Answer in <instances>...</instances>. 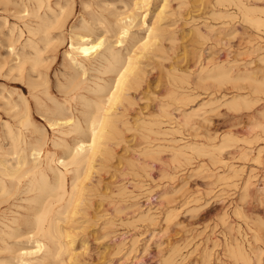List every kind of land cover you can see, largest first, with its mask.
<instances>
[{"label":"rangeland","instance_id":"374dc122","mask_svg":"<svg viewBox=\"0 0 264 264\" xmlns=\"http://www.w3.org/2000/svg\"><path fill=\"white\" fill-rule=\"evenodd\" d=\"M1 1L0 34H2V36L0 35V136L4 135L6 131L5 124L7 122L14 124V122L16 123V120L18 119V116L14 115V110L11 108L9 101L21 103V95H24L32 100L31 112L34 124L44 130L48 137H51L52 129L49 127L48 123V119L50 117H46L44 115L45 108L39 107L36 104L35 99L32 98L30 94L31 80H36L37 75L40 77H37L38 79L36 80L40 84L36 90L48 104L52 105L53 102L48 99L47 94L43 91L44 84L42 83L44 82L47 83L51 96H53L56 100L63 102L65 93L63 94L62 92H65V90L61 88V84L67 81L70 72L65 52L69 48L72 34L74 32L78 33L85 31L83 24H87L88 27L92 29L94 38L103 37V34H105V37H107L108 40L114 36L116 39V36H118L117 31L119 29L117 24L118 21L116 19L118 18L119 20L124 18L131 10L130 7L134 5L132 1L135 0H49L53 8L52 11L47 9V2L45 0L41 9H39V12L42 14H45L46 12L49 16L52 14L51 18H54V14H58L59 17L61 15L60 18L58 17V22L61 26L59 25L60 27H54L52 30L50 29L51 36H53L54 39H57L56 43H54V39L52 40L53 42L47 46H45V43L43 42L39 43L42 47L43 62L39 67L41 75L37 72L31 73L32 77L35 78L29 76L31 71L29 63H26V69L23 70V75L20 74V71H17V68L12 66H15L17 62H19L20 56L23 54L22 49L24 48V44L26 40L31 37L27 25H35L37 21V18H34L31 15L26 16L27 14L25 9L29 8L31 10L37 6V2L35 0ZM203 1L205 2L203 3ZM243 1L244 0H242V2ZM13 2L15 5L12 4ZM234 2L232 3L230 0L151 1L147 14V24L154 21L156 18L155 14L165 3L164 7L166 8H164L163 12L165 15L162 14L163 17L160 21V26L163 32L159 38L162 39H156L159 41L154 39L152 44H150L153 48L149 46V48L142 51V53H140V50L137 49L139 58L138 56L135 57V65L138 67L136 66V71L132 73L134 80L132 78L133 81H131L132 83L129 85L131 88H128V90L126 88L128 92L124 90L126 91L123 97L124 99H119L114 105L112 104L113 107L110 108V115L112 114L111 117L113 119V124L117 127V131L120 130L119 134L117 133L118 136L116 134V137L114 136L104 140L102 144L103 153L101 152L103 155L99 154L100 151L97 153L98 156H95V165L93 167L95 170L92 168L90 177L82 184L83 190L86 191H83L85 198L84 202L87 203H83L82 201L79 207L81 205H85L79 208L81 212L79 210L77 212L81 214L83 211V213L79 215L77 212H75L76 214L74 212H69L68 215L70 218H68L64 223V225L67 227L69 226L70 231H72V237L75 239L74 252L76 253V257L79 256L78 258H73L77 261L75 260L74 262V260H71L72 262H70V264H166V260L171 255H175L174 264H206L208 259L210 264H264V190H259L260 187L264 186V128L260 126H264V84L262 83V81L264 82V56H261L262 53L264 54V23L259 24L260 27H258V24L255 21H249V19L253 17H264V0L244 1L246 8L247 6L250 7V9L248 7L249 11H251V6L257 8L255 12L256 14L254 13L255 10H252V13L248 12L244 14L243 11H240L241 9L236 8L239 6L235 7L237 4H234ZM6 3H8V5H6ZM3 4L7 6H5V9ZM17 5H19L20 8ZM14 6L16 7L14 8ZM261 7L262 9H260ZM21 11L24 13L20 14L19 12ZM111 12H114V14ZM118 12L121 15L124 14L125 16L119 15ZM169 13L170 15H168ZM226 13L228 18L226 17L227 15L225 16ZM110 14H112V16H110ZM114 15L118 17H114ZM244 15H247L246 19H248L250 23L245 21L246 19H244ZM251 22L253 24H251ZM145 26H135L132 29L136 33V38H140L148 33V28ZM197 27L199 29H197ZM199 30H201V32ZM196 31L200 32L202 35L205 34L206 36L204 37L206 38L199 36L201 34H197ZM34 37L36 38V36ZM115 39L113 38L110 41L115 42ZM12 41H16L15 50L11 49L10 43ZM6 42L10 43L8 44ZM156 42L158 43L154 44ZM131 43V39L127 38L123 42V45L130 46ZM122 47L123 46H119V48ZM260 47L263 48V51L260 50ZM25 50H27L29 54L33 51V49L28 46ZM126 51L127 50L124 49L123 53L126 54ZM8 53L11 57L7 56ZM210 58L212 59L210 60ZM3 61L5 64L2 63ZM215 63H221L225 64L227 67H231V77L227 78V80L226 78L221 77V80L222 78L225 79H223V83H219L220 78L215 77V73L210 70L215 66ZM204 65H207V68L205 67L206 70L203 69V71L201 68H204ZM251 65L253 66L250 67ZM137 69L139 71H137ZM9 70H11L12 73L10 76L8 74L10 73ZM207 70L211 73H206ZM141 71H143V73L145 72L144 75ZM199 71L202 73L199 74ZM246 71H251L253 73L250 72L249 77V73H246ZM133 74L136 75L134 76ZM185 74L187 77L184 76ZM16 75L19 76L16 77ZM96 75H98L97 71L89 70L84 77L95 78ZM239 75L241 77H239ZM170 76L172 77L170 78ZM213 76L217 81L213 79ZM242 76H245L246 78L244 77L245 79H243ZM247 76L249 77V81H247ZM174 77H177L176 79H178V81ZM179 77L181 78V81H179ZM137 79L139 81L138 84ZM173 80L176 81L174 82ZM234 80L236 81L234 82ZM243 80L245 82H242ZM258 81H261L260 83H262L263 86L260 84L258 88H256L257 85L255 86V82L259 84ZM187 82L189 83L187 84ZM199 83L200 85L198 86ZM204 83L207 85L205 86ZM245 84L247 88L245 87ZM171 88L176 91V94L172 91V96V92L170 90ZM256 90L258 91L255 92ZM180 91H183L186 95L183 94L181 97L180 94L182 92ZM168 92L170 94H167ZM252 92L253 94H251ZM236 94H243L244 96H247L246 98L249 102L253 100L251 103L254 102V106L252 105L253 103L251 104L248 102V107L245 106V104H239L240 106L238 107L241 109L238 108L237 105L236 107L233 106L234 108L232 106L230 107V105L233 104L231 98ZM165 95L168 97H164ZM175 95L177 96L175 97ZM178 95L180 97H178ZM183 97L184 99L186 97V99L184 100ZM188 97H192V102ZM181 98L183 100L178 101L181 100ZM217 100H219V102ZM256 100L258 101L257 103L255 102ZM215 102H217V104ZM160 105L162 107H160ZM194 108L197 110H193ZM164 110L166 112H164ZM207 110L208 112H206ZM74 111L76 115L81 116L80 111L75 109ZM114 112L117 114L115 115ZM253 112L256 114L254 115ZM151 114L153 116H151ZM197 115L199 116L197 117ZM186 116L190 117L189 122L186 120L183 121ZM199 117L201 118L199 119ZM248 120L250 121L247 122ZM159 121L160 123H158ZM135 122H138L139 126L141 123L142 124L139 127L138 123ZM165 122H167V124ZM184 123L186 124L184 125ZM251 123L255 125H252ZM259 123L261 124L257 127L256 124ZM255 127L257 129H255ZM251 128H254V132ZM142 129H144V131ZM174 129H177L178 131ZM251 131L252 133L250 135ZM166 132L168 135H165L167 134ZM120 133L122 134L120 135ZM257 133L263 140L258 137L259 135H255ZM229 135L233 136L229 137L230 140L231 138H234L232 141H228ZM242 135L245 136L243 137ZM241 136L244 139L241 140ZM253 136L255 137L252 138ZM67 137L72 140L73 134H70ZM258 138L260 140H257ZM244 141L245 143H243ZM248 141L252 142V144L249 143V145ZM7 142L8 141H6V143ZM223 142H226L225 146L223 145ZM191 145L194 148H192ZM196 145L198 146L197 148H195ZM219 145L220 148H222L221 154H218V149L216 151V148H218ZM161 146L167 149L162 148ZM199 148L201 150H199ZM258 148L262 149L259 150ZM143 149L146 151L145 156L147 157L143 155L145 153ZM245 149L247 151L250 149L251 154L249 153V156L245 155L247 154L244 153L246 151ZM178 150H181V156H185L186 159H184L185 157H179L180 154L179 156L178 154L176 156L174 155L176 158L172 157L174 152H178ZM155 151H159V154L157 153L158 155H154ZM182 151H184L185 155ZM257 151H261V154ZM201 153H203V155ZM231 153L232 156L229 157V154ZM257 153L260 155L258 157V162L257 160H254L257 159ZM105 154L110 157L107 155L104 156ZM244 155L248 158H243ZM218 156L223 158L225 157L224 159L226 162L224 164L220 161H218L220 164L216 162L219 159ZM212 157L216 160L215 162L212 161ZM187 158L190 159L188 160ZM234 158L236 160H234ZM136 160L138 161L136 162ZM138 164L141 166L138 167ZM228 165H234L236 169L238 167L242 168H240L241 170H236L241 174L236 172L237 175L235 173V176H233L235 178L232 177L233 180L230 179L231 181H226V179L223 178V176L229 175L232 172H225L230 171V167ZM142 167L144 169H142ZM166 173H168V176ZM221 173L222 175L225 173V175H218ZM247 173H254V186L251 184V189L250 187V190L248 189L249 191L245 189V181L249 175ZM232 174L234 175V173ZM219 176L223 179L221 180ZM165 177L167 179H165ZM226 183L231 185L228 184L229 186H225ZM242 188H244L246 192ZM176 189H180L179 192ZM242 197H246L245 202H243L244 200H241ZM248 198H251V200ZM196 199H198V201L194 202L193 200ZM186 203L188 204L186 205ZM24 204H26V202L21 199H17L16 196L11 197L9 200L0 204V217L2 212L6 215V217L24 213L25 208L23 206H19ZM239 207L244 209L241 208V210ZM246 208H248L251 212ZM173 212L175 213V216ZM232 212H234V214H232ZM238 212L241 214L239 215ZM168 213L173 214V220L171 219L169 225L170 227L167 228L166 218ZM235 213H238L237 216ZM173 217H175V219ZM251 218L256 221L257 224L255 222L253 223ZM77 220L79 221L77 222ZM223 220H226L227 223L226 221L224 223ZM251 222L253 224H251ZM230 223H233V225H230ZM255 225L259 227L257 228ZM231 226H233V232L236 230L239 233L235 231L234 234L231 231ZM239 227L241 230L238 229ZM246 235L247 237L245 239L244 236ZM222 236H225L226 239ZM233 241L242 242L250 254L251 251H253L250 261L240 259L239 261L237 260V262L234 257L228 254L229 252L227 253L229 243L234 244L235 242ZM225 242L227 244L224 245ZM25 245L31 244L25 243ZM210 253L211 256H208L207 254ZM5 255L8 256L9 254L4 252L0 253V258L5 257Z\"/></svg>","mask_w":264,"mask_h":264},{"label":"bare ground","instance_id":"6f19581e","mask_svg":"<svg viewBox=\"0 0 264 264\" xmlns=\"http://www.w3.org/2000/svg\"><path fill=\"white\" fill-rule=\"evenodd\" d=\"M1 1V0H0ZM3 1V0H2ZM1 1V2H2ZM16 1V0H15ZM37 2V6H35L34 8H32L31 10L29 8H26V16L31 15L34 18H37L36 24L35 25H27L28 26V30L29 33L31 34V37H29L25 44H24V48L23 50V54L20 56V60L19 62H17V64L15 67L17 68V71H20V74L23 75V70L26 69V63L30 64V73L29 76L32 77V72H37L39 75H41V72L39 70L40 65L43 62V57H42V47L39 45L40 42L45 43V46H47L48 44L50 45L51 42L54 41V43H56V38L54 39L53 36H51V31L52 28L54 29V27H60L61 25L58 22V14H54V18H51V16H49L46 12L45 14H42L41 12H39L42 7V4L45 0H35ZM152 0H135L132 1L134 5H132L130 8L131 10L128 12V14L125 16L124 14H122L123 16H125L124 18H121L118 20V18L116 19L118 22V26L119 29L117 31V35L116 39L115 36L113 37L116 41H110L108 40L107 37H105V34H103V37H98V38H94L93 36V31L91 28L88 27L87 24H83V28L85 29V31H81V32H74L71 36V42L69 45V48L66 50L65 52V57L69 63V68H70V72H69V77L67 79V81H65L63 84H61V88L63 90H65V92H62L64 95V101L60 102L58 100H56L53 96H51V94L49 93L48 90V86L47 83L44 82L42 84H44V88L43 91L45 94H47V97L49 100H51L53 103L52 105L48 104L45 100H43L42 96L37 92V87L40 85L38 81H36L39 77L38 75L36 76V80H31L30 82V94L32 96V98L35 99L36 104L41 107V108H45V116L46 117H50L48 119V123H49V127L52 129V136L48 137L47 133L40 129L37 125L34 124L33 119H32V112H31V107H32V100H30L29 98H27L24 95H21V103L19 102H13V101H9V104L11 105V108L14 110V115H17L18 119L16 120V123H9L7 122L5 124L6 126V131L4 133V135L0 136V204L6 200H9L11 197L16 196L17 199H21L22 201H25L26 204L24 205H19V206H23L25 208V212L24 213H20L19 215H12V216H8L6 217V215L3 214L0 217V253H8L9 255L3 258H0V264H70V262H72L76 257V253L74 252V244H75V239L72 237V231H70V227L65 226L64 223L66 222V220L69 217V212H77L79 210L80 203H87L84 202L85 198H84V193L83 191V183L84 181L90 177L91 172H92V168L94 167L95 163H94V159L95 156H98V152L99 154H102V144L104 142V140L108 139V138H112V137H116V134H119V131H117V127L114 126L113 124V119L110 115V108L113 107L112 104L114 105L116 103V101H118L119 99H122L126 93V91L128 90V88L130 89L131 86L129 87L130 83H132L131 81L134 80L132 73L136 71V68L138 67L137 65H135V57L138 56L139 58V53L137 51V49L140 50V53H142V51H144L145 49L149 48L150 44H152V41L155 39H162L159 38L162 35V28L160 26V21L163 17L162 14L165 15L164 12V7L165 3L163 4L162 8L155 14L156 18L154 19V21H152V23L147 24V14H148V10L150 7ZM189 1V0H188ZM199 1V0H198ZM202 1V0H201ZM232 1V3L234 2V4L236 6L237 9H241L240 11H243L244 14L245 13H252L254 10V13L256 12V7L254 8V6H251V11H249L250 7L247 6L246 8V4L244 5V1L242 2V0H230ZM5 2V1H4ZM47 2V9L48 10H53L49 0H46ZM57 2V1H56ZM131 2V3H132ZM167 2V1H166ZM184 2V1H183ZM205 1H203L204 3ZM226 2V1H225ZM263 2V1H262ZM228 3V2H227ZM230 3V2H229ZM259 3V2H258ZM12 4L15 5V3L13 2ZM67 4V3H66ZM109 4V3H108ZM184 4V3H183ZM188 4V3H187ZM231 4V3H230ZM4 5V9L5 6L8 5V3L3 4ZM2 5V6H3ZM89 5V4H88ZM167 5V3H166ZM229 5V4H228ZM19 8L20 6L17 5ZM58 6V5H57ZM67 6V5H66ZM65 6V7H66ZM100 6V4H99ZM97 6V7H99ZM103 6V5H102ZM101 6V7H102ZM168 6V5H167ZM7 7V6H6ZM13 7V5H12ZM16 6H14L15 8ZM90 7V6H89ZM110 7V6H109ZM249 7V9H248ZM13 8V9H14ZM63 8V7H61ZM68 8V7H67ZM168 8V7H167ZM254 8V9H253ZM259 8V7H258ZM102 9V8H101ZM119 9V8H118ZM117 9V11H118ZM121 9V8H120ZM262 9V7L260 8ZM24 10V11H25ZM47 10V11H48ZM63 10V9H62ZM107 10V9H106ZM114 10V9H113ZM253 10V11H252ZM7 11V10H6ZM19 11V10H18ZM23 11V9H22ZM19 12L24 13V12ZM104 11V10H103ZM264 11V10H263ZM5 12V10H4ZM8 12V11H7ZM50 12V11H49ZM116 12V11H115ZM124 12V11H122ZM126 12V10H125ZM241 12V13H243ZM68 13V12H67ZM114 14V12H111ZM119 13V12H118ZM216 13V12H215ZM249 13V14H250ZM61 14V12H60ZM117 14V13H115ZM219 14V13H218ZM217 14V17H218ZM256 14V13H255ZM119 15H121L119 13ZM121 15V16H122ZM167 15V14H166ZM170 15V13L168 14ZM222 15V13H221ZM227 15V13L225 14V16ZM230 15V14H229ZM110 16H112V14H110ZM116 15H114L115 17ZM216 16V14H215ZM244 19H246L247 15H244ZM13 17V16H11ZM32 17V18H33ZM61 17V15H60ZM59 17V18H60ZM118 17V16H116ZM224 17V15H223ZM222 17V18H223ZM228 18V15L226 16ZM68 18V17H67ZM232 18H233V14H232ZM250 18V17H249ZM30 19V17H29ZM65 19V18H64ZM230 19V18H229ZM61 20V19H60ZM253 22L255 21L258 24L264 23V17H258V18H250L249 21ZM191 21V20H190ZM245 21H248V19H246ZM248 21V22H249ZM102 22V21H101ZM115 22V21H114ZM35 23V22H34ZM87 23V22H86ZM89 23V22H88ZM250 23V22H249ZM100 24V23H99ZM163 24V23H162ZM161 24V25H162ZM251 24H253L251 22ZM256 24V25H257ZM60 25V26H59ZM104 25V24H103ZM147 26V31L148 33L143 35L140 38H136L135 36V32L132 30L135 26ZM145 26V27H146ZM164 26V25H163ZM167 26V25H166ZM165 26V27H166ZM253 26V25H252ZM264 26V25H263ZM102 27V26H101ZM13 28V27H12ZM164 28V27H163ZM168 28V27H166ZM170 28V27H169ZM196 28V26H195ZM106 29V28H105ZM194 29V28H193ZM197 29H199L197 27ZM260 29V28H259ZM175 30V29H174ZM196 30V29H194ZM193 30V31H194ZM211 30V29H210ZM136 31V30H135ZM198 31V30H197ZM196 31V32H197ZM201 32V30H199ZM207 31V30H206ZM105 32V31H104ZM173 32V31H172ZM200 32H197V34H201ZM213 32V31H210ZM106 33V32H105ZM203 33V32H202ZM210 34V33H209ZM208 34V35H209ZM2 36V34H0ZM9 35V34H8ZM196 35V34H195ZM194 35V36H195ZM36 36V38L34 37ZM202 36L203 38H206L204 35H199ZM261 36V35H260ZM5 37V35H4ZM198 37V35H197ZM208 37V36H207ZM248 37V36H247ZM8 38V37H7ZM6 38V40L8 41V39ZM20 38V37H19ZM130 38L131 39V45L130 46H125L123 45V42L127 39ZM195 38V37H194ZM200 38V37H199ZM209 38V37H208ZM260 38V37H259ZM54 39V40H53ZM197 39V38H196ZM201 39V38H200ZM248 39V38H247ZM246 39V40H247ZM17 40V39H15ZM53 40V41H52ZM156 40V41H159ZM178 40V39H177ZM205 40V39H204ZM20 41V40H19ZM176 41V40H175ZM255 41V40H254ZM15 42L16 41H12L10 42H6V43H10L11 45V49L15 50ZM155 42V41H154ZM201 42V40H200ZM205 42V41H204ZM18 43V42H17ZM53 43V44H54ZM158 42L154 43L157 44ZM160 43V42H159ZM172 43V42H171ZM260 43V42H259ZM6 44V45H8ZM62 44V43H61ZM153 44V45H154ZM5 45V46H6ZM31 47L33 49L32 52H27V50H25L26 47ZM52 46V45H51ZM119 46H123L122 48H119ZM255 46V45H254ZM9 47V46H8ZM54 47V46H53ZM152 47V46H150ZM157 47V46H156ZM253 47V46H252ZM49 48V47H47ZM153 48V47H152ZM256 48V47H254ZM261 48V47H260ZM264 48V47H263ZM263 48H261L260 50L263 51ZM127 50L126 54L123 53V50ZM155 49V47H154ZM259 49V48H257ZM46 50V48H45ZM44 50V51H45ZM152 50V49H151ZM158 50V49H157ZM156 50V51H157ZM260 51V52H261ZM146 52V51H145ZM148 53V52H146ZM152 54V53H151ZM245 54V53H244ZM4 55V54H3ZM261 55V54H260ZM7 56L11 57L9 55V53L7 54ZM141 56V55H140ZM146 56V55H144ZM153 56V55H152ZM262 57L264 56V54L262 53L261 55ZM1 58V57H0ZM16 58V57H15ZM14 59V58H13ZM18 59V58H16ZM15 59V60H16ZM212 58H210L211 60ZM262 59V58H261ZM264 59V58H263ZM262 59V60H263ZM8 60V59H7ZM12 60V59H11ZM9 60V61H11ZM13 60V61H15ZM12 61V62H13ZM17 61V60H16ZM46 61V60H45ZM139 61V60H138ZM250 61V60H249ZM7 62V61H6ZM137 62V60H136ZM224 62V61H223ZM4 63V61L2 62ZM209 63V62H208ZM246 63V62H245ZM249 63V62H248ZM247 63V64H248ZM5 64V63H4ZM140 64V63H139ZM138 64V65H139ZM205 64V63H204ZM215 63V66L213 68H211L210 66V70H212V72L215 73V77L220 78L219 83H223V79L229 78L230 76V72H231V67H227L225 64H217ZM231 64V63H230ZM250 64V63H249ZM208 65V64H207ZM207 65H204V68H201V70H206L205 67L207 68ZM214 65V64H213ZM137 66V67H136ZM231 66V65H230ZM248 66V65H247ZM253 65H251L250 67H252ZM143 67V66H142ZM233 67V65H232ZM242 68V67H241ZM11 69V68H10ZM14 69V68H13ZM176 69V68H175ZM209 69V68H208ZM234 69V68H233ZM256 69V68H255ZM89 70H94L98 72V75L95 76V78H89V77H84V75L87 74V72ZM134 70V71H133ZM170 70V69H169ZM203 70V71H204ZM247 70V68H246ZM249 70V69H248ZM13 71V70H12ZM137 71H139L137 69ZM172 71V70H171ZM177 71V70H176ZM259 71V70H258ZM10 74L11 70H9ZM200 72V71H199ZM210 71L207 70L206 73H208ZM233 72V71H232ZM248 71H246L247 73ZM251 72V71H250ZM250 72H248L249 77H250ZM141 73H143V71H141ZM145 73V72H144ZM143 73V75H144ZM174 73V72H173ZM202 72H200L199 74H201ZM205 73V75H206ZM211 73V72H210ZM243 73V71H242ZM253 73V72H251ZM258 73V72H257ZM1 74V73H0ZM35 74V73H34ZM68 74V73H67ZM198 74V75H199ZM204 74V73H203ZM232 74V73H231ZM245 74V72H244ZM6 75V74H5ZM134 75V74H133ZM136 75V74H135ZM134 75V76H135ZM162 75V74H161ZM182 75V74H181ZM204 75V76H205ZM209 75V74H208ZM246 75V74H245ZM19 75H16V77ZM45 76V75H44ZM177 76V75H175ZM183 76V75H182ZM185 77H187V75H184ZM207 76V75H206ZM213 76V79H215V77ZM252 76V75H251ZM254 76V74H253ZM257 76V75H256ZM255 76V77H256ZM5 77V76H4ZM92 77V76H91ZM139 77V76H138ZM172 76H170L171 78ZM221 77L222 78L221 80ZM239 77H241L239 75ZM243 77V76H242ZM245 77V76H244ZM243 77V79H245ZM249 77L247 76V81H249ZM254 77V78H255ZM35 78V77H32ZM40 78V77H39ZM133 78V80H132ZM137 78V76H136ZM165 78V77H164ZM175 79L177 77H174ZM202 78V77H201ZM205 78V77H204ZM233 78V77H232ZM231 78V79H232ZM46 79V78H45ZM181 78L179 77V81ZM203 79V78H202ZM230 79V80H231ZM235 79V78H234ZM238 79V78H237ZM241 79V78H239ZM178 81V79H176ZM175 80V81H176ZM211 80V77H210ZM216 80V79H215ZM214 80V81H215ZM225 80V79H224ZM60 81V80H59ZM168 81V79H167ZM174 81V80H173ZM174 81V82H175ZM187 81V80H185ZM206 81V80H205ZM204 81V82H205ZM217 81V80H216ZM223 81V82H222ZM236 80H234L235 82ZM251 81V79H250ZM254 81V79H253ZM262 81V80H261ZM261 81H258L259 84H257V82H255V86L257 85L256 88H258V86L261 84L263 86L264 82L262 81V83H260ZM61 82V81H60ZM138 79H137V84H138ZM213 82V81H212ZM232 82V81H231ZM242 82H245L244 80ZM135 83V82H134ZM133 83V84H134ZM180 83V82H179ZM189 82H187L188 84ZM233 83V82H232ZM176 84V83H175ZM181 84V83H180ZM205 84V83H204ZM136 85V84H135ZM200 85V83L198 84V86ZM207 84H205L206 86ZM216 85V83H215ZM165 86V85H164ZM188 86V85H187ZM196 86V85H195ZM254 86V87H255ZM168 87V86H167ZM246 87V84H245ZM127 88V90H126ZM175 89H177L176 87H174ZM247 88V87H246ZM264 88V87H263ZM235 89V88H234ZM126 90V91H124ZM165 90V89H164ZM169 90V89H168ZM167 90V91H168ZM171 92H175L176 91L172 90V88L170 89ZM169 90V91H170ZM185 90V89H184ZM188 90V89H187ZM191 90V89H190ZM239 90V88H238ZM242 90V89H241ZM247 90V89H246ZM250 90V89H249ZM264 90V89H263ZM22 91V90H21ZM253 91V90H251ZM258 90H256L255 92H257ZM60 92V91H59ZM128 92V91H127ZM173 92L171 93V96L173 94ZM180 94V96L182 97L183 94L186 95L183 91ZM263 92V91H262ZM166 93V92H165ZM178 93V92H177ZM23 94V92H22ZM167 94H170L169 92ZM253 94V92L251 93ZM2 95V94H1ZM151 95V94H150ZM247 95V93H246ZM249 95V94H248ZM261 95V94H260ZM162 96V95H161ZM177 95H175L176 97ZM178 95V97H180ZM126 97V96H125ZM164 97H168V96H164ZM162 97V98H164ZM177 97V99H178ZM193 97V96H192ZM191 97V98H192ZM247 96H244L243 94H236L234 96H232L231 101L233 102L232 105L230 102V107L237 105L240 106L239 104L242 103L245 104V106L248 107L249 103H251V100L249 102V100L246 98ZM257 97V96H256ZM9 98V97H8ZM160 98V97H158ZM174 98V97H173ZM190 98V97H188ZM190 98V101H191ZM212 98V97H211ZM222 98V97H221ZM224 98V97H223ZM124 99V98H123ZM154 99V98H153ZM157 99V98H156ZM172 99V98H171ZM184 99V97H183ZM181 98V100L178 101H182L183 100ZM186 99V97H185ZM184 99V100H185ZM262 99V98H261ZM4 100V99H3ZM10 100V99H9ZM126 100V99H125ZM123 101V100H122ZM169 101V100H168ZM174 101V100H172ZM189 101V103H190ZM195 101V100H194ZM215 101V99H214ZM219 102V100H217ZM230 101V100H229ZM192 102V101H191ZM211 102V101H210ZM228 102V101H227ZM249 102V103H248ZM256 103L258 102L257 100L255 101ZM8 103V101H7ZM119 103V102H118ZM170 103V102H169ZM177 103V102H176ZM188 103V102H187ZM204 103V102H202ZM209 103V102H208ZM206 103V104H208ZM213 103V102H212ZM211 103V104H212ZM217 104V102H215ZM214 103V104H215ZM253 103V104H252ZM251 104L254 106V102H252ZM124 104V103H122ZM162 104V103H161ZM179 104V103H178ZM210 104V103H209ZM213 104V105H214ZM225 104V103H224ZM228 104V103H227ZM201 105V104H200ZM2 106V105H1ZM130 106V105H129ZM186 106V105H185ZM206 106V105H204ZM160 107H162L160 105ZM167 107V106H166ZM201 107V106H200ZM199 107V109H200ZM259 107V106H258ZM165 108V107H163ZM168 108V107H167ZM198 108V107H196ZM196 108H194L193 110H195ZM217 108V107H216ZM234 108V107H233ZM232 108V109H233ZM240 108V107H238ZM237 108V109H238ZM244 108V106H243ZM261 108V107H260ZM4 109V107H3ZM75 110L80 111V115H76L75 114ZM162 109V108H161ZM241 109V108H240ZM239 109V110H240ZM248 109V108H247ZM258 109V108H257ZM9 110V109H8ZM112 110V109H111ZM114 110V109H113ZM158 110V108H157ZM156 110V111H157ZM197 110V109H196ZM212 110V109H211ZM162 111V110H161ZM203 111V110H202ZM210 111V110H209ZM258 111V110H257ZM6 112V111H5ZM150 112V111H149ZM164 112H166L164 110ZM197 112V111H196ZM200 112V111H199ZM208 112V110L206 111ZM260 112V111H258ZM115 113V112H114ZM154 113V112H153ZM185 113V112H184ZM201 113V112H200ZM203 113V112H202ZM254 113V112H253ZM252 113V114H253ZM117 113H115L116 115ZM119 114V113H118ZM155 114V113H154ZM163 114V113H162ZM167 114V113H166ZM187 114V113H186ZM189 114V113H188ZM205 114V113H204ZM247 114V113H246ZM256 113H254L255 115ZM262 114V113H261ZM260 114V115H261ZM43 115V114H42ZM49 115V116H48ZM150 115V113H149ZM148 115V116H149ZM164 115V114H163ZM169 115V114H168ZM193 115V114H192ZM201 115V114H200ZM264 115V114H263ZM119 116V115H118ZM151 116H153L151 114ZM156 116V115H155ZM158 116V115H157ZM165 116V115H164ZM173 116V115H172ZM185 116V114H184ZM196 116V115H195ZM199 115H197L198 117ZM202 116V115H201ZM244 116V115H243ZM247 116V115H246ZM249 116V114H248ZM116 117V116H115ZM170 117V116H169ZM175 117V116H174ZM173 117V118H174ZM258 117V115H257ZM260 117V116H259ZM15 118V116H14ZM13 118V120H14ZM151 118V117H150ZM158 118V117H157ZM176 118V117H175ZM192 118V117H191ZM201 117H199L200 119ZM118 119V117H117ZM254 119V118H253ZM190 121V117L186 116L183 121ZM204 120V119H203ZM258 120V118H257ZM263 120V119H262ZM128 121V120H127ZM170 121V120H169ZM172 121V120H171ZM179 121V120H178ZM182 121V119H181ZM185 121V122H186ZM201 121V120H200ZM207 121V120H206ZM250 120H248L247 122H249ZM126 122V121H125ZM145 122V121H144ZM150 122V121H149ZM180 122V121H179ZM202 122V121H201ZM200 122V123H201ZM244 122V121H243ZM253 122V121H252ZM133 123V122H132ZM138 123V122H135ZM141 123V122H140ZM147 123V122H146ZM160 123V121L158 122ZM167 124V122H165ZM183 123V122H181ZM121 124V123H120ZM130 124V123H129ZM142 124V123H141ZM140 124V126H141ZM155 124V123H154ZM186 123H184L185 125ZM250 124V123H249ZM252 125H255L253 123H251ZM259 124H256L257 127ZM124 125V124H123ZM150 125V123H149ZM163 125V124H161ZM160 125V126H161ZM122 126V125H121ZM139 126V123H138ZM139 126V127H140ZM144 126V123H143ZM156 126V124H155ZM264 128L263 125H260ZM120 127V126H119ZM123 127V126H122ZM152 127V124H151ZM249 127V125H248ZM254 127V126H252ZM142 128V127H141ZM161 128V127H160ZM200 128V127H199ZM246 128V127H245ZM262 128V129H263ZM120 129V128H119ZM148 129V128H146ZM165 129V128H164ZM163 129V132H164ZM173 129V128H172ZM255 129H257L255 127ZM127 130V129H126ZM125 130V131H126ZM133 130V129H132ZM144 131V129H142ZM162 130V129H161ZM167 130V129H166ZM177 130V129H174ZM243 130V129H242ZM247 130V129H246ZM251 130L253 131L254 128ZM264 130V129H263ZM160 131V130H159ZM178 131V130H177ZM250 131V130H249ZM252 131L250 132V135L252 133ZM154 132V131H153ZM248 132V130H247ZM254 132V131H253ZM263 132V131H262ZM136 133V131H135ZM150 133V132H149ZM158 133V132H157ZM167 133V132H166ZM178 133V132H176ZM237 133V132H236ZM73 134L72 140L69 139L67 136ZM117 134V136H118ZM122 133H120L121 135ZM139 134V133H137ZM154 134V133H153ZM156 134V133H155ZM160 134V133H159ZM226 134V133H225ZM230 134V133H229ZM263 134V133H262ZM119 135V136H120ZM142 135V134H140ZM163 135V134H162ZM165 135H168L165 134ZM163 135V136H165ZM216 135V134H215ZM214 135V136H215ZM256 136H258L259 134H255ZM134 136V135H133ZM147 136V135H146ZM231 135L228 136V141L230 140L229 137ZM243 136V135H242ZM242 136L240 137L241 140L244 139L242 138ZM245 136V135H244ZM243 136V137H244ZM121 137V136H120ZM124 137V136H123ZM122 137V138H123ZM135 137V136H134ZM139 137V136H138ZM210 137V136H209ZM233 137V136H231ZM255 136H253L252 138H254ZM259 138L260 135L258 136ZM136 138V137H135ZM257 140H260V139ZM116 139V138H114ZM121 139V138H120ZM119 139V140H120ZM154 139V138H153ZM215 139V138H214ZM221 139V138H220ZM223 139V138H222ZM227 139V138H226ZM234 138H231L230 141H232ZM248 139V138H247ZM256 139V138H255ZM118 140V139H116ZM123 140V139H122ZM148 140V139H147ZM161 140V139H159ZM179 140V139H178ZM181 140V139H180ZM224 140V139H223ZM222 140V141H223ZM252 140V139H251ZM261 140H263L261 138ZM6 141H8L6 143ZM143 141V140H142ZM141 141V142H142ZM145 141V140H144ZM156 141V140H155ZM238 141V140H237ZM172 142V141H171ZM221 142V141H220ZM227 142V140H226ZM223 142L224 146L226 145ZM239 142V141H238ZM263 142V141H262ZM108 143V142H106ZM114 143V142H113ZM148 143V142H147ZM188 143V142H187ZM245 143V141L243 142ZM252 142L248 141V144ZM258 143V142H256ZM255 143V144H256ZM137 144V143H136ZM193 144V143H192ZM228 144V142H227ZM52 145V146H50ZM182 145V144H181ZM194 145V144H193ZM222 145V146H223ZM250 145V144H249ZM183 146V145H182ZM190 146V145H188ZM200 146V145H199ZM223 146V147H224ZM242 146V145H241ZM252 146V145H251ZM157 147V146H155ZM162 147V146H161ZM167 147V146H166ZM169 147V146H168ZM178 147V145H177ZM192 147V145H191ZM198 146L196 145L195 148H197ZM216 147V146H215ZM259 147V146H258ZM159 148V147H158ZM165 148V147H162ZM179 148V147H178ZM185 148V146H184ZM188 148V147H187ZM190 148V147H189ZM194 148V147H192ZM191 148V149H192ZM201 148V147H200ZM199 148V150H201ZM204 148V147H203ZM211 148V147H210ZM220 145L218 146V148H216V151L218 149V154H221V149ZM246 148V147H245ZM151 149V148H150ZM149 149V150H150ZM167 149V148H165ZM177 149V148H176ZM181 149V147H180ZM205 149V148H204ZM241 149V148H239ZM259 149V148H258ZM257 149V150H258ZM262 149V148H261ZM259 149V150H261ZM104 150V149H103ZM107 150V149H106ZM144 150V149H143ZM147 150V149H146ZM152 150V149H151ZM175 150V149H173ZM198 150V149H195ZM220 150V151H219ZM246 150V149H245ZM145 151V150H144ZM181 150H178V152H174V155L176 156L178 154L181 153ZM204 151V150H203ZM224 151V148H223ZM244 151V149H243ZM247 151V150H246ZM247 153L245 154L246 156L250 153V149L247 151ZM102 152V153H101ZM151 152V151H150ZM153 152V150H152ZM162 152V151H161ZM165 152V151H164ZM184 153V151H182ZM211 152V151H210ZM239 152V151H238ZM242 152V151H240ZM259 154H261V151H257ZM154 153V152H153ZM159 154V151L156 152L155 154ZM226 153V152H225ZM236 153V152H235ZM243 153V152H242ZM243 153V154H244ZM257 153V159H254L255 161L257 160L258 162V157L260 156ZM97 154V155H96ZM145 153L143 154L145 156ZM150 154V153H149ZM157 154V155H158ZM161 154V153H160ZM203 155V153H201ZM210 154V153H209ZM251 154V153H250ZM103 155V154H102ZM101 155V156H102ZM107 154H105L104 156H106ZM185 155V153H184ZM188 155V154H186ZM206 155V154H205ZM208 155V154H207ZM214 155V154H213ZM212 155V156H213ZM217 155V154H215ZM245 155L243 156V158H248L245 157ZM103 156V157H104ZM108 156V155H107ZM225 156V155H223ZM228 156V154H227ZM232 156V153L229 154V157ZM241 156V154H240ZM239 156V157H240ZM249 156V155H248ZM110 157V156H108ZM147 157V156H145ZM155 157V156H152ZM179 157H182L181 154ZM185 157V156H184ZM182 157V158H184ZM215 157V156H214ZM242 157V156H241ZM102 158V157H101ZM106 158V157H104ZM134 158V157H133ZM157 158V157H156ZM161 158V157H160ZM171 158V157H170ZM176 158V157H174ZM217 158V157H216ZM218 160L216 161L215 159H213V157L211 159H213V162H222V164H224L225 161V157H221L218 156ZM108 159V158H106ZM105 159V160H106ZM129 159V158H128ZM135 159V158H134ZM186 159V157L184 158ZM188 160L190 158H187ZM241 159V158H240ZM180 160V159H177ZM182 160V159H181ZM186 160V161H188ZM227 160V158H226ZM234 160H236L234 158ZM242 160V159H241ZM244 160V159H243ZM129 161V160H128ZM133 161V160H132ZM138 160H136L137 162ZM164 161V160H162ZM228 161V160H227ZM230 161V160H229ZM246 161V160H244ZM243 161V162H244ZM104 162V161H103ZM130 162V161H129ZM161 162V160H160ZM172 163V162H171ZM180 163V162H179ZM219 163V162H218ZM230 163V162H228ZM129 164V163H128ZM141 164V163H140ZM143 164V163H142ZM220 164V163H219ZM235 164V163H234ZM131 165V164H130ZM133 165V164H132ZM136 165V164H135ZM144 165V164H143ZM147 165V164H146ZM192 165V164H190ZM215 165V164H214ZM236 165V164H235ZM134 166V165H133ZM137 166V165H136ZM141 166L138 164V167ZM213 166V165H212ZM229 166V165H228ZM145 167V166H144ZM181 167V166H180ZM226 167V166H225ZM229 170L230 171H225V172H231L229 175H225V173L222 175L224 179H226V181L228 180H233L232 177L235 176V173L237 172L236 170H241L239 167L236 169V167L234 165L229 166ZM141 168V167H140ZM218 168V167H217ZM94 169V168H93ZM142 169H144L142 167ZM220 169V168H219ZM217 169V170H219ZM95 170V169H94ZM143 171V170H142ZM144 172V171H143ZM163 172V171H161ZM252 172V170H251ZM145 173V172H144ZM150 173V171H149ZM234 173V175L232 174ZM239 173V172H237ZM236 173V175H237ZM147 174V173H146ZM163 174V173H162ZM161 174V175H162ZM168 173H166L167 175ZM213 174V173H212ZM241 174V173H239ZM249 174L246 178V185H245V189L248 190L250 185H253V178H254V173ZM139 175V174H138ZM214 175V174H213ZM147 176V175H146ZM168 176V175H167ZM174 176V174H173ZM221 176H219L221 178ZM239 176V175H238ZM214 177V176H213ZM218 177V176H217ZM216 177V178H217ZM237 177V176H236ZM162 178V177H161ZM219 178V179H220ZM221 178V180L223 179ZM235 178V177H233ZM165 179H167L165 177ZM210 179V178H209ZM86 180V181H87ZM216 180V179H215ZM230 180V181H231ZM85 181V182H86ZM218 181V180H217ZM220 182V181H219ZM236 183V182H235ZM87 184V183H86ZM89 184V182H88ZM87 184V185H88ZM229 184V183H228ZM226 183L225 186L228 185ZM233 184V182H232ZM255 184V183H254ZM85 185V184H84ZM231 185V184H229ZM228 185V186H229ZM233 186V185H232ZM254 186V185H253ZM86 187V186H85ZM223 187V186H222ZM259 187V186H256ZM119 188V187H118ZM117 188V189H118ZM123 188V187H122ZM125 188V187H124ZM183 188V187H181ZM86 189V188H85ZM244 189V188H242ZM244 189V190H245ZM251 189V187H250ZM249 189V190H250ZM263 189L264 190V186L260 187L259 190ZM87 190V189H86ZM121 190V189H120ZM119 190V191H120ZM123 190V189H122ZM128 190V189H127ZM178 192L179 190L176 189ZM245 190V192H246ZM248 190V191H249ZM253 190V189H252ZM258 190V191H259ZM88 191V190H87ZM211 191V190H210ZM256 191V190H255ZM86 192V191H85ZM122 192V191H121ZM176 192V191H175ZM212 192V191H211ZM225 192V191H224ZM260 192V191H259ZM126 193V192H125ZM129 193V192H128ZM183 193V192H182ZM248 193V192H247ZM263 193V192H262ZM261 193V194H262ZM127 194V193H126ZM131 194V193H130ZM246 194V193H245ZM250 194V193H249ZM256 194V193H255ZM244 195V194H243ZM263 195V194H262ZM192 196V195H191ZM223 196V195H222ZM233 196V195H232ZM250 196V195H249ZM261 196V195H260ZM86 197V196H85ZM88 197V196H87ZM228 197V195H227ZM241 197V196H240ZM244 197V196H243ZM241 198V200L243 202H245V198ZM253 197V196H252ZM258 197V196H257ZM255 198V197H254ZM191 199V197H190ZM195 199V198H194ZM224 199V198H223ZM240 199V198H239ZM251 200V198H248ZM258 199V198H256ZM254 199V200H256ZM260 199V198H259ZM249 200V201H250ZM262 200V199H261ZM188 201V200H186ZM194 202L198 201V199L193 200ZM200 201V200H199ZM239 202V201H238ZM248 202V201H247ZM258 202V201H257ZM90 203V202H89ZM192 203V202H191ZM190 203V204H191ZM242 203V202H241ZM188 203H186L187 205ZM257 204V203H256ZM261 204V203H260ZM259 204V206H260ZM85 205V204H84ZM83 205V206H84ZM87 205V204H86ZM239 205V204H238ZM14 206V205H13ZM82 206V207H83ZM250 206V205H249ZM247 206V207H249ZM255 206V205H254ZM257 206V205H256ZM263 206V205H262ZM243 207V206H242ZM242 207H239L240 209ZM246 207V204H245ZM251 208V207H250ZM260 208V207H259ZM83 209V208H81ZM194 209V208H193ZM244 209V208H242ZM241 209V210H242ZM248 209V208H246ZM254 209V208H253ZM171 210V208H170ZM169 210V211H170ZM237 210V209H236ZM249 210V209H248ZM258 210V209H256ZM264 210V209H263ZM80 211V210H79ZM157 211V210H156ZM229 211V210H228ZM250 211V210H249ZM259 211V210H258ZM81 212V211H80ZM166 212V211H165ZM176 212V211H175ZM251 212V211H250ZM264 212V211H263ZM15 213V212H14ZM70 213V214H71ZM83 213V211H82ZM81 213V214H82ZM174 213V212H173ZM239 213V212H238ZM237 213V214H238ZM243 213V212H242ZM76 214V213H75ZM74 214V215H75ZM77 214L81 215L79 212H77ZM153 214V213H152ZM155 214V213H154ZM166 214V213H165ZM232 214H234V212H232ZM236 214V213H235ZM236 214V216H237ZM241 213H239L240 215ZM252 214V213H251ZM249 214V215H251ZM261 214V213H260ZM151 215V214H150ZM238 215V216H239ZM244 215V214H243ZM256 215V214H255ZM78 216V215H77ZM173 214H167V218H166V222H167V228L170 227V221L172 219ZM175 216V213H174ZM228 216V215H227ZM260 216V215H259ZM264 216V215H263ZM76 217V216H75ZM144 217V216H143ZM149 217V216H148ZM178 217V216H177ZM225 217V216H223ZM244 217V216H243ZM247 217V215H246ZM151 218V217H150ZM175 219V217H173ZM227 218V217H226ZM240 218V216H239ZM257 218V217H256ZM252 219V218H251ZM150 220V219H149ZM156 220V219H155ZM173 220V219H172ZM257 220V219H256ZM259 220V217H258ZM76 221V220H75ZM79 220H77L78 222ZM224 221V220H223ZM226 221V220H225ZM224 221V223H225ZM229 221V220H228ZM253 221V223L256 221H254L253 219L251 220ZM150 222V221H149ZM165 222V221H164ZM244 222V221H243ZM250 222V221H249ZM260 222V221H258ZM227 223V221H226ZM229 223V222H228ZM234 223V222H233ZM233 223H230V225ZM251 222V224H253ZM79 224V223H78ZM222 224V223H221ZM257 224V223H256ZM262 224V223H261ZM74 225V224H73ZM229 225V228H230ZM224 226V225H223ZM240 226V225H238ZM241 227V226H240ZM238 228L239 230H241V228ZM252 227V226H251ZM255 227H257L255 225ZM259 227V226H258ZM257 227V228H258ZM208 228V227H207ZM232 232H233V226H231ZM235 228V227H234ZM237 228V227H236ZM78 229V228H77ZM76 229V231H77ZM81 229V228H79ZM73 230V229H71ZM75 231V230H74ZM229 231V232H231ZM236 231V230H235ZM234 231V232H235ZM243 231V230H242ZM252 231V228H251ZM233 232V233H234ZM237 232V231H236ZM257 232V231H256ZM77 233V232H76ZM212 233V232H211ZM223 233V232H222ZM239 233V232H237ZM245 233V232H244ZM220 234V233H219ZM232 234V233H230ZM235 234V233H234ZM233 234V236H234ZM226 235V234H225ZM241 235V234H240ZM245 235V234H243ZM255 235V234H254ZM214 236V235H213ZM227 236V235H226ZM232 236V237H233ZM256 236V235H255ZM207 237V236H206ZM209 237V236H208ZM225 237V236H222ZM229 237V236H228ZM247 235L244 236V238L246 239ZM170 238V237H169ZM205 238V237H204ZM230 238V237H229ZM236 238V237H235ZM188 239V238H186ZM224 239V238H223ZM226 239V237H225ZM234 239V238H233ZM260 239V238H259ZM258 239V240H259ZM191 240V239H190ZM208 240V239H207ZM228 240V239H227ZM226 240V241H227ZM237 240V238H236ZM255 240V239H254ZM171 241V240H170ZM169 241V242H170ZM209 241V240H208ZM230 241V240H229ZM239 241V240H238ZM235 242L234 244H230L229 243V248L227 253L230 254L232 257H234L235 261H239L240 259L246 260V261H250L251 259V254L253 251L250 252L247 251V249L245 248V246L243 245L242 242ZM192 242V241H191ZM247 242V240H246ZM250 242V241H249ZM25 243H30L31 245H25ZM184 243V242H183ZM86 244V243H85ZM227 244L226 242L224 243V245ZM250 245V244H249ZM255 245V244H254ZM85 247V246H84ZM177 247V246H176ZM222 247V246H221ZM247 247V246H246ZM184 249V248H183ZM210 249V248H209ZM250 249V248H249ZM77 250V249H76ZM175 250V249H174ZM77 252V251H76ZM81 252V251H79ZM209 252V251H208ZM211 252V251H210ZM260 252V251H259ZM193 253V252H192ZM212 253V252H211ZM210 254H207L208 256ZM216 253V252H215ZM78 254V252H77ZM82 254V253H81ZM84 254V253H83ZM79 255V254H78ZM175 256V255H174ZM173 255H171L167 260H166V264H174L175 258ZM254 256V255H253ZM260 256V253H259ZM79 257V256H78ZM76 257V258H78ZM188 257V256H187ZM221 258V257H220ZM224 258V257H223ZM229 258V257H228ZM206 259V258H205ZM72 260V261H71ZM76 260V259H75ZM74 260V262H75ZM178 260V259H177ZM209 260V259H208ZM207 260L206 264H210L209 261ZM77 261V260H76ZM79 261V260H78ZM81 261V259H80ZM180 261V260H178ZM176 261V262H178ZM237 261V262H238ZM245 261V263H246ZM236 262V263H237ZM256 262V261H255ZM163 263V262H162ZM165 263V262H164ZM202 263V262H201ZM235 263V262H234ZM198 264V263H197ZM216 264V263H215Z\"/></svg>","mask_w":264,"mask_h":264}]
</instances>
